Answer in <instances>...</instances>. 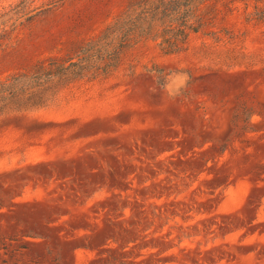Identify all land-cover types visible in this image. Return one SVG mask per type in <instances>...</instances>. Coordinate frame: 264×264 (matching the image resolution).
Listing matches in <instances>:
<instances>
[{
	"label": "rangeland",
	"instance_id": "374dc122",
	"mask_svg": "<svg viewBox=\"0 0 264 264\" xmlns=\"http://www.w3.org/2000/svg\"><path fill=\"white\" fill-rule=\"evenodd\" d=\"M130 1L0 0V79L75 57ZM195 17L174 50L135 38L0 115V264H264V0Z\"/></svg>",
	"mask_w": 264,
	"mask_h": 264
},
{
	"label": "trees",
	"instance_id": "16d2710c",
	"mask_svg": "<svg viewBox=\"0 0 264 264\" xmlns=\"http://www.w3.org/2000/svg\"><path fill=\"white\" fill-rule=\"evenodd\" d=\"M200 0H132L126 9L94 39L87 41L75 57H48L30 70L0 79V115L14 110L44 106L54 88L82 77L84 73L108 74L135 38L158 40L174 50L189 31H196L195 14Z\"/></svg>",
	"mask_w": 264,
	"mask_h": 264
},
{
	"label": "clouds",
	"instance_id": "9594fccd",
	"mask_svg": "<svg viewBox=\"0 0 264 264\" xmlns=\"http://www.w3.org/2000/svg\"><path fill=\"white\" fill-rule=\"evenodd\" d=\"M191 79L189 74L185 71H171L164 76V82H160V76H155V83L160 91L170 99L177 98L183 94L187 88L188 81ZM157 89H152L155 92Z\"/></svg>",
	"mask_w": 264,
	"mask_h": 264
}]
</instances>
